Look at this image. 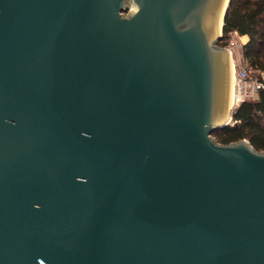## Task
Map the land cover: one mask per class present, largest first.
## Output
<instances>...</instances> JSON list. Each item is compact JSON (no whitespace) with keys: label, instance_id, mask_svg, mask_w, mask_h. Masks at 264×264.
<instances>
[{"label":"water","instance_id":"1","mask_svg":"<svg viewBox=\"0 0 264 264\" xmlns=\"http://www.w3.org/2000/svg\"><path fill=\"white\" fill-rule=\"evenodd\" d=\"M228 1L0 0V264H264Z\"/></svg>","mask_w":264,"mask_h":264},{"label":"trees","instance_id":"2","mask_svg":"<svg viewBox=\"0 0 264 264\" xmlns=\"http://www.w3.org/2000/svg\"><path fill=\"white\" fill-rule=\"evenodd\" d=\"M233 31L248 36L242 45L247 65L264 70V0H229L221 39ZM211 135L222 144L246 139L254 149L264 152V89L255 99L244 100L236 106L231 112L230 124L213 130Z\"/></svg>","mask_w":264,"mask_h":264},{"label":"built area","instance_id":"3","mask_svg":"<svg viewBox=\"0 0 264 264\" xmlns=\"http://www.w3.org/2000/svg\"><path fill=\"white\" fill-rule=\"evenodd\" d=\"M232 35L240 37L236 31L230 32L228 34L229 38L227 37V41L224 46L229 54L233 70V104L231 106V112L242 101L255 99L258 92L264 89V70L254 69L247 64L239 63V58L236 57L235 50L241 45L237 41L233 40Z\"/></svg>","mask_w":264,"mask_h":264},{"label":"rangeland","instance_id":"4","mask_svg":"<svg viewBox=\"0 0 264 264\" xmlns=\"http://www.w3.org/2000/svg\"><path fill=\"white\" fill-rule=\"evenodd\" d=\"M127 5L129 6V9L132 8V3H131V0H127ZM229 38V37H228ZM232 38L233 40L237 41L241 46H239L236 50H235V53H236V57L239 58V63L240 64H247L244 59H243V55H242V45L244 43H242L243 40H241L240 37H236V35H232ZM227 38H223L221 39L220 43L218 44L220 47H224L225 44H226V40ZM231 64V63H230ZM230 90V88H229Z\"/></svg>","mask_w":264,"mask_h":264},{"label":"bare ground","instance_id":"5","mask_svg":"<svg viewBox=\"0 0 264 264\" xmlns=\"http://www.w3.org/2000/svg\"><path fill=\"white\" fill-rule=\"evenodd\" d=\"M132 9H134V5H132ZM222 22V13L220 15L219 21H218V26H217V32L220 31V25ZM231 63V61H230ZM233 84V70H232V63L230 64V78H229V99H228V107L230 108L233 104V97H232V85Z\"/></svg>","mask_w":264,"mask_h":264},{"label":"crops","instance_id":"6","mask_svg":"<svg viewBox=\"0 0 264 264\" xmlns=\"http://www.w3.org/2000/svg\"><path fill=\"white\" fill-rule=\"evenodd\" d=\"M240 38L242 41V43H246V41L248 40V36L247 35H240Z\"/></svg>","mask_w":264,"mask_h":264}]
</instances>
